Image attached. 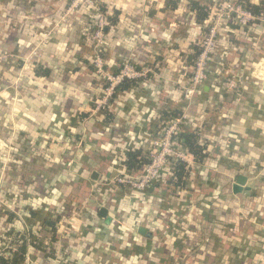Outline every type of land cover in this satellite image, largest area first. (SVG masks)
Instances as JSON below:
<instances>
[{"label":"crops","instance_id":"0c3cea01","mask_svg":"<svg viewBox=\"0 0 264 264\" xmlns=\"http://www.w3.org/2000/svg\"><path fill=\"white\" fill-rule=\"evenodd\" d=\"M222 1L97 0L109 18L105 71L129 63L143 74L103 109L107 82L93 65L89 8L64 17L71 0H0V243L28 246L11 264H120L125 246L152 262L173 248L177 264L264 260V0H231L255 19L228 22L208 78L190 97L183 90L210 7ZM171 111L187 116L204 157L188 152L174 189L170 167L140 199L110 194L107 183L128 169L127 152L149 154Z\"/></svg>","mask_w":264,"mask_h":264},{"label":"built area","instance_id":"2783aa9c","mask_svg":"<svg viewBox=\"0 0 264 264\" xmlns=\"http://www.w3.org/2000/svg\"><path fill=\"white\" fill-rule=\"evenodd\" d=\"M84 6H87L91 10L93 18V28L90 38L97 49L93 65L95 71L107 82L100 106L103 109H107L110 107V100L116 93L117 87L125 79L138 78L143 74L138 72L129 63H126L118 74L105 71L103 58L100 55V48L106 40V28L109 23L108 12L103 10L97 0H71L64 17ZM209 14L208 31L199 43L200 53L192 65L189 80L183 85L185 97H190L197 91V87L208 78V64L217 49L218 39L224 26L228 22L234 21L238 25L245 27L255 19V15L243 3L231 0L222 1L211 6ZM2 58H5V56ZM228 85L235 87L236 82L230 81ZM187 123V116L185 114L176 117L171 116L166 121H163L158 132L152 137L151 149L148 152L149 161L145 162L137 172H129L126 167L119 171L107 183L108 191L111 192L110 194L118 191L126 192L130 197L140 199L145 190L161 181L163 173L166 171L168 173L174 161H188L189 154L178 137L183 126H188ZM125 197L124 199L127 198ZM3 206H6V203L0 194V209ZM21 242L22 240L19 243ZM17 248L18 246L11 243H0V255H4L7 250L15 252ZM260 264H264V260Z\"/></svg>","mask_w":264,"mask_h":264},{"label":"trees","instance_id":"16d2710c","mask_svg":"<svg viewBox=\"0 0 264 264\" xmlns=\"http://www.w3.org/2000/svg\"><path fill=\"white\" fill-rule=\"evenodd\" d=\"M243 4L247 9H249L250 11H252L253 14H255L254 10L251 7H249V5H247L246 3H243ZM193 8L195 10H197V13H198V16L200 19H204L205 17H207L208 8L199 5L198 2L193 3ZM108 21H109V18H108ZM200 50L201 49L199 46L198 50H197L196 58L199 55ZM41 73L46 75V72H44V71H42ZM129 81H131V80L125 79L117 87L116 91L119 89V87H121V88L127 87V85L129 84ZM180 115L181 114L176 112V111L164 112L163 113V121H166L171 116L176 117V116H180ZM178 137L180 139L181 144L185 147L187 152L194 155L197 159H202L204 157V148L198 144V136L195 133H193L192 131H190L188 126H186V125H185V127L183 126ZM127 157H128V161L126 162V164L128 166V169L133 171V172L139 171L141 169L142 165L145 162L149 161L148 154L144 155L141 150H130L127 152ZM171 168H172V171L174 172V176L171 179V181H169V182L172 183L173 189H174L176 186H180L183 183L182 180L186 174V163L184 161L177 160V161H174L172 163ZM47 224L54 226L55 223L53 221H48ZM31 238H32V242L36 241V239H33V238H35V235L33 233L31 234ZM27 251H28V246L26 245V243H23L19 246V248L15 252L12 253V257L10 259L6 258L4 255H0V264L16 263L25 257ZM162 261H163L162 264H167L168 262L171 261V258H169V257L164 258Z\"/></svg>","mask_w":264,"mask_h":264},{"label":"rangeland","instance_id":"374dc122","mask_svg":"<svg viewBox=\"0 0 264 264\" xmlns=\"http://www.w3.org/2000/svg\"><path fill=\"white\" fill-rule=\"evenodd\" d=\"M78 9H80V8H78ZM89 11L91 12L90 9H89ZM3 56L4 55L0 56V61L4 60V58H2ZM119 220H121V219H119ZM119 249H120V252H121V255H122L120 260L124 259V261H122L120 264H162V262H163L161 259H159L160 257L158 256V254H157V258H156L157 261H155V262L150 261L149 258H146L145 256H144V258H143V256L141 257V255H142L141 253L142 252H140V250H141L140 247L131 248V247L125 246V247H120ZM158 251H160L159 248H158ZM127 253H129V254L127 255ZM173 254H174V256H171V254H169V256H168L166 254V252L164 253V256H163L164 258H167V257L171 258V261L168 262L167 264H177L176 260H175L176 259V254H175V249L174 248H173ZM131 257H135V258L139 257L140 259H133L135 261L132 260L130 262L126 261L127 259H131Z\"/></svg>","mask_w":264,"mask_h":264},{"label":"water","instance_id":"95a60500","mask_svg":"<svg viewBox=\"0 0 264 264\" xmlns=\"http://www.w3.org/2000/svg\"><path fill=\"white\" fill-rule=\"evenodd\" d=\"M245 180L244 179H240L235 185H234V191L235 192H240L243 190V186H244ZM100 214L106 219L107 223H110L111 221V217L108 215V209L106 207H102ZM141 234L147 236V237H151L152 233L150 231H148L146 228H142L140 230Z\"/></svg>","mask_w":264,"mask_h":264}]
</instances>
